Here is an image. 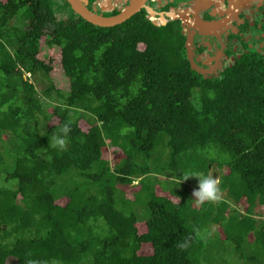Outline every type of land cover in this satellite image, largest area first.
I'll list each match as a JSON object with an SVG mask.
<instances>
[{"label":"trees","instance_id":"obj_1","mask_svg":"<svg viewBox=\"0 0 264 264\" xmlns=\"http://www.w3.org/2000/svg\"><path fill=\"white\" fill-rule=\"evenodd\" d=\"M45 45L59 48L69 91L56 87L53 67L39 58ZM258 55L204 79L190 66L180 30L155 25L144 11L101 27L67 0H0V167L9 165L0 170V264H202L203 258L212 264L201 223L192 225L187 214L188 199L161 191L162 173L151 159L162 143L170 150L164 172L179 179L190 167L182 162L197 148L229 154L218 163L229 169L218 185L228 196L219 199L222 232L238 248L249 238L264 253V220L255 217L257 204L264 205ZM26 74L48 84L40 92ZM53 136L65 139L63 149L52 146ZM107 146L122 151L114 166L104 157ZM213 163L206 157L193 167L207 171ZM137 180L128 200L147 194L142 224L118 200L126 194L121 187ZM244 197L245 213L227 215L232 201ZM207 203L195 202L194 209ZM101 219L108 229L98 228ZM248 260L264 264L258 255Z\"/></svg>","mask_w":264,"mask_h":264},{"label":"flooded vegetation","instance_id":"obj_2","mask_svg":"<svg viewBox=\"0 0 264 264\" xmlns=\"http://www.w3.org/2000/svg\"><path fill=\"white\" fill-rule=\"evenodd\" d=\"M88 1L91 10L110 16L132 0ZM141 11L155 25L180 30L190 66L204 79L220 77L246 55L264 57V0H146Z\"/></svg>","mask_w":264,"mask_h":264},{"label":"rangeland","instance_id":"obj_3","mask_svg":"<svg viewBox=\"0 0 264 264\" xmlns=\"http://www.w3.org/2000/svg\"><path fill=\"white\" fill-rule=\"evenodd\" d=\"M58 18H64L67 17L62 14H57ZM45 44V42H44ZM40 59H43L48 64H50L53 67V71L51 73V77L54 81V84L57 88L62 89L64 91L70 90V81L60 68L59 60H60V50L58 47H45L42 49L40 55ZM25 77H28V79L35 83L37 86V89L41 92L46 85L48 84V81L46 78H43L42 75L37 74L34 76L29 77L27 74ZM58 118L55 117L52 120L53 123H58ZM81 128L83 130H87L89 128V125L85 123L84 121H80ZM161 143V142H160ZM123 156L122 151L119 148H114L107 146L104 151V157L108 160H110V163L112 166L116 163V161L120 160V158ZM170 157V150L166 146V144L162 143L156 147V149L153 152L151 161H156V169L160 170L159 175L162 177L163 182L161 183V191L165 193H171V192H179L181 196H184L188 199L187 203V214L189 215L190 222L192 225L201 223L200 228L198 230V233L202 239L205 241V253H207V256H210L212 258L211 261H213L212 264H221L218 257H224L223 262L225 264H249L251 262L248 260L249 255H258L260 258L264 257V253L261 247L257 246L256 244H253V242L248 238L247 241H243L240 248H238L234 242H231V240H228L225 238L224 233L222 232V229L224 225L222 224V221L224 219L220 216L219 210L222 208V204L220 200L215 202H210L209 204H205V207L203 209L197 208L198 210H195L194 203L196 202V205H200L201 203L198 202V199L193 196V193L195 190L198 189L199 185V179L196 177H190L189 179L185 180L186 175H191L192 173L202 172L206 174L207 172L211 171L213 174V177L219 178V181L223 180V175L225 173L229 172V169L226 168L227 166L221 167L218 163H225L228 158L229 154L219 149L218 147H199L197 148L192 155L187 156L185 160L182 162L183 165L190 166L188 169L184 170L183 172L179 171V173L182 175V177L174 178L176 177L177 173L171 174L167 171L164 172V166L166 162L169 161ZM211 158L214 159L215 163L208 164L207 171H205L203 168H195L193 167L198 162L203 161L204 158ZM10 161V160H9ZM209 162V161H208ZM9 167V165L0 167V170L4 172V168ZM194 169V170H193ZM175 172V171H174ZM225 172V173H224ZM169 176H166L168 175ZM166 174V175H164ZM180 175V176H181ZM173 176V177H172ZM167 178H171L172 180L177 181L175 184H173L172 181H168ZM0 182H5V179L3 180L2 177H0ZM139 180H137L135 183H133V186H127L123 185L121 187L123 192H126L125 198L124 194L121 196L118 193V200H119V207L122 209H125V212H131V210H135L140 218H144V220H141L139 224H142L145 222V218L149 214L148 206L146 204L147 194L145 192L141 193L140 195L136 194V197L138 200H133L132 202L128 200V198L134 199L135 193L138 191L137 183ZM219 183V184H220ZM172 194V193H171ZM178 195V199L181 198V196ZM221 199H228L227 192L221 191L220 193ZM127 198V199H126ZM195 202H194V201ZM60 204L64 205L68 202L67 198H62L58 201ZM130 202V203H129ZM230 208L227 211V215L232 213L234 210L232 209H238L240 213H245L247 207H248V201L246 197L242 198L238 202L232 201L230 204ZM197 211L198 213H194ZM256 219L257 221L264 220V205L257 204L256 206ZM260 216V217H259ZM196 219V220H195ZM99 229L107 228L108 226L105 223L104 220L101 219V222L99 223ZM253 239V238H251ZM210 260L203 258L202 264H208ZM9 264H17L15 260H12ZM252 264V262H251Z\"/></svg>","mask_w":264,"mask_h":264},{"label":"water","instance_id":"obj_4","mask_svg":"<svg viewBox=\"0 0 264 264\" xmlns=\"http://www.w3.org/2000/svg\"><path fill=\"white\" fill-rule=\"evenodd\" d=\"M67 1L70 3L75 13L82 16L90 23L101 27H114L126 22L128 19H130L135 14L140 12L144 7L146 0H132L127 8L120 11L118 14L110 15V16H105L104 14L97 13L96 11L91 10L88 7V2H89L88 0H67ZM200 27H202L203 28L202 30L205 31H209V29L214 28V26L210 24L207 25L200 24ZM189 58H191V56ZM193 68L197 69L195 66Z\"/></svg>","mask_w":264,"mask_h":264},{"label":"clouds","instance_id":"obj_5","mask_svg":"<svg viewBox=\"0 0 264 264\" xmlns=\"http://www.w3.org/2000/svg\"><path fill=\"white\" fill-rule=\"evenodd\" d=\"M69 129L65 127L63 132L67 134ZM66 141L63 138H58L56 136L52 137V146L59 147L63 149L65 147ZM190 177H196L199 179L198 189L194 191L193 196L198 199L199 203H204L205 201L215 202L220 199L221 189L219 188V178H214L211 171L207 175L202 172L192 173L190 176L186 175L185 180ZM32 264V262H30ZM55 264V262H53Z\"/></svg>","mask_w":264,"mask_h":264}]
</instances>
